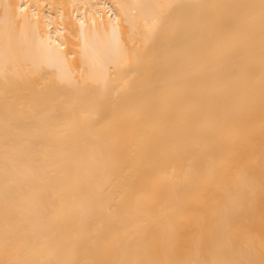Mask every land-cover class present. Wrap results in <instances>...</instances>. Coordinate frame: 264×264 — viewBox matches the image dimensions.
Returning a JSON list of instances; mask_svg holds the SVG:
<instances>
[{
    "label": "bare ground",
    "instance_id": "bare-ground-1",
    "mask_svg": "<svg viewBox=\"0 0 264 264\" xmlns=\"http://www.w3.org/2000/svg\"><path fill=\"white\" fill-rule=\"evenodd\" d=\"M0 264H264V0H0Z\"/></svg>",
    "mask_w": 264,
    "mask_h": 264
}]
</instances>
